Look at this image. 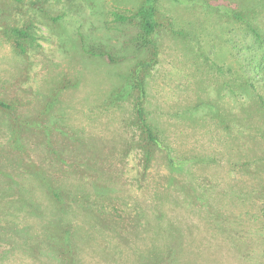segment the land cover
I'll return each instance as SVG.
<instances>
[{
	"label": "rangeland",
	"instance_id": "374dc122",
	"mask_svg": "<svg viewBox=\"0 0 264 264\" xmlns=\"http://www.w3.org/2000/svg\"><path fill=\"white\" fill-rule=\"evenodd\" d=\"M141 6L0 0V264H264V0Z\"/></svg>",
	"mask_w": 264,
	"mask_h": 264
},
{
	"label": "trees",
	"instance_id": "16d2710c",
	"mask_svg": "<svg viewBox=\"0 0 264 264\" xmlns=\"http://www.w3.org/2000/svg\"><path fill=\"white\" fill-rule=\"evenodd\" d=\"M145 4L147 5L146 7L141 6V9L138 12V15L142 17V21H141V28L143 29V33L144 34H151L152 31L154 30V11L152 9L151 3L153 2V0H144ZM122 19V18H121ZM148 43V42H147ZM140 70L135 71V75L137 76V78L135 77V82L136 84L139 83V86L141 87V83H140ZM142 89V88H141ZM142 90L140 93V98H142ZM263 107H264V101H261ZM140 102L136 103L135 106V110L136 113L138 115V121L141 124V126L143 127V133H145L147 135V137L149 138L148 143L152 144V143H156L155 140H153L152 135H151V130L150 127L147 125L145 118H144V113L142 110V107L140 106ZM148 156H147V160H148Z\"/></svg>",
	"mask_w": 264,
	"mask_h": 264
}]
</instances>
